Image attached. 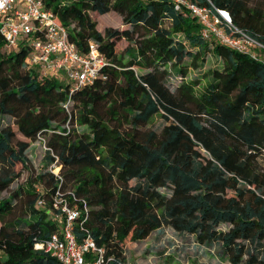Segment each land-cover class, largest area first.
<instances>
[{
	"label": "trees",
	"instance_id": "1",
	"mask_svg": "<svg viewBox=\"0 0 264 264\" xmlns=\"http://www.w3.org/2000/svg\"><path fill=\"white\" fill-rule=\"evenodd\" d=\"M40 1L81 53L93 43L109 66L65 109L64 81L28 70L27 49L6 50L0 35V119L14 120L0 128V193L26 169L30 142L44 141L48 167L0 200V264H58L34 248L57 229V191L86 206L77 240L89 234L114 263L128 241L169 227L199 245L219 243L229 264H264V61L202 38L196 19L170 0ZM209 2L264 45V0ZM210 50L222 69L202 87L184 82ZM172 70L182 79L174 91L166 86ZM156 115L164 125L149 129ZM56 159L60 179L49 170ZM14 202L28 217L7 222Z\"/></svg>",
	"mask_w": 264,
	"mask_h": 264
},
{
	"label": "built area",
	"instance_id": "2",
	"mask_svg": "<svg viewBox=\"0 0 264 264\" xmlns=\"http://www.w3.org/2000/svg\"><path fill=\"white\" fill-rule=\"evenodd\" d=\"M206 1L208 5H201L197 0H170L177 12L196 19L202 38L214 39L240 55L263 62L264 45L233 27L226 10ZM0 35L6 50L27 49L25 66L28 70L56 79H59L58 74H63L64 83L68 86L65 109L70 105L74 92L92 85L98 78H104L102 71L109 66L107 58L93 43L88 44L85 53H81L69 39L68 29L56 21L52 11L46 9L40 0H0ZM56 163L57 159L49 170L60 179V167ZM38 205L42 206L43 201L39 200ZM51 206V217L57 229L47 240L37 243L34 246L36 250L44 252L58 264H127L124 261L114 263L111 257L105 258V250L97 246L89 234L77 240L73 227L79 223L83 212L85 217L86 206L83 210L70 206L58 191Z\"/></svg>",
	"mask_w": 264,
	"mask_h": 264
},
{
	"label": "rangeland",
	"instance_id": "3",
	"mask_svg": "<svg viewBox=\"0 0 264 264\" xmlns=\"http://www.w3.org/2000/svg\"><path fill=\"white\" fill-rule=\"evenodd\" d=\"M106 18L112 24L119 25L120 23V19L114 14L108 15ZM105 22L108 23L107 21ZM98 27L101 28L100 24ZM125 46V42H119L117 44V50L123 49ZM185 64L189 66V59L185 61ZM222 66V60L216 57L210 50L203 56L202 61L198 63L197 69L187 67V76L184 82L200 80V87H202L210 80L208 73L213 70H221ZM205 75H207L206 79L203 78ZM57 76L59 80L66 82L63 74H58ZM181 83V77L176 75L172 70L170 77L167 79L166 86L171 91H174ZM71 106H68L69 110H71ZM13 122L14 120L12 118L2 117L0 119V128L9 125L12 126ZM163 125V119L159 115H156L147 127L149 129L159 130ZM78 130L81 133L87 131L84 127H79ZM45 148L46 146L43 140L29 143V148L25 153L28 162L26 169L21 171L20 177L6 191L0 193V200L8 198L19 187L28 189L30 177L34 178L48 170L45 162L47 151ZM163 192L166 193L165 190ZM27 217L25 203L14 202L13 211L5 220L7 222H14ZM220 229L225 231L228 229V226L222 225ZM124 262L127 264H229L219 243L199 245L195 242L193 236L178 234L169 227H162L154 231L145 240L138 242L128 241L124 249Z\"/></svg>",
	"mask_w": 264,
	"mask_h": 264
}]
</instances>
